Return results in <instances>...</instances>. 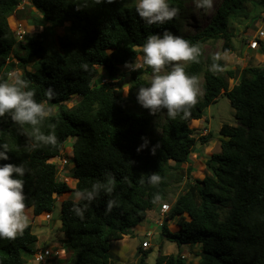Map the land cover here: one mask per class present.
Here are the masks:
<instances>
[{"label": "trees", "instance_id": "obj_1", "mask_svg": "<svg viewBox=\"0 0 264 264\" xmlns=\"http://www.w3.org/2000/svg\"><path fill=\"white\" fill-rule=\"evenodd\" d=\"M251 1L221 0L206 25L183 34L185 0H169L178 15L153 26L139 18L132 0L111 4L0 0V81L19 68V77L35 91L36 100L52 110L56 107L41 125L45 133L55 125V147H30L19 126L7 116L0 117V142L10 148V159L4 163H23L28 170L22 178L26 207L44 215L56 208L57 197L66 192L88 189L98 181L111 180L113 186L111 194L101 193L87 205L83 219L71 211L73 195L62 200L64 246L72 264H113L111 243L132 235L150 211L160 209L171 183L170 171L192 161L198 138L190 122L201 119L221 94L229 98L239 124L221 126V150L207 160L209 172L179 193L165 214L161 235L179 247L201 244L198 264H264V66L244 67L238 82L230 86L235 69H227L219 59L220 70L211 71L212 59L205 57L204 49L222 39L223 49L231 50L235 37L231 19ZM256 1L264 5V0ZM13 17L26 19L36 29L19 39L9 24ZM165 30L200 47L198 61L184 66L197 80L204 73V84L203 95L187 118L181 114L170 120L165 115L157 124L155 118L161 113L153 115L130 104L134 91L147 86L146 74L151 70L127 71L124 65L139 57L148 35ZM99 69L104 72L99 74ZM106 73L108 77H103ZM125 75L130 78L129 95L123 92ZM49 88L51 98L45 95ZM74 97L78 100L68 106ZM210 137L209 133L199 140L205 143ZM70 138H74L73 188L58 177L57 164L51 161L62 155ZM144 139L148 145L138 152ZM154 172L161 177L155 186L147 183V174ZM109 200L114 201L111 210H107ZM176 217L179 229L171 231L168 223ZM37 241L31 224L16 239L0 240V264H26L35 254ZM151 251L140 250L138 264H147ZM59 262L64 264L62 259ZM156 264L188 261L180 250L159 254Z\"/></svg>", "mask_w": 264, "mask_h": 264}, {"label": "clouds", "instance_id": "obj_2", "mask_svg": "<svg viewBox=\"0 0 264 264\" xmlns=\"http://www.w3.org/2000/svg\"><path fill=\"white\" fill-rule=\"evenodd\" d=\"M94 2L111 4L114 0H94ZM194 4L196 8L207 12L213 7V0H194ZM77 9L79 10L80 7L77 6ZM135 13L146 26L164 25L178 15V9L171 6L169 0H135ZM141 53L142 55L136 57L133 62H125L124 65L133 72L151 70L152 75L147 86L138 88L137 103L153 115L163 113L170 120H175L182 114L184 118H187L191 107L197 102L200 90L197 78L186 73L183 62L198 61L201 55L200 47L182 36L165 30L162 34L148 35L141 46ZM218 60V56L212 57L211 71L220 70ZM83 67L87 69L88 65L85 64ZM104 81L108 79L104 78ZM124 93L127 94L128 91ZM45 95L51 98L53 90L49 88ZM35 96V91L25 80L17 75H10L8 79L0 81V117L7 116L15 125H18L21 132L27 136L30 147L35 148L40 145L55 147L58 145L55 125H49L47 133L41 130L42 123L51 117L53 110L46 106L45 102H38ZM25 126L30 128V131H27ZM147 145L148 141L144 139L137 151L143 150ZM154 151L155 149L153 153ZM9 152V144L0 142V240L16 239L23 235L28 226L22 179L28 170L23 163H4L10 159ZM71 153L73 158V151ZM69 173L71 180L67 183L70 186L75 178L72 176L73 171L69 170ZM160 182L161 177L156 172L147 174L148 184L155 186ZM112 192L111 180L98 181L88 189L75 191L71 211L75 216L83 219L88 204L96 200L101 193L111 194ZM155 199L158 200L159 197ZM113 204L114 201L109 200L107 210H111Z\"/></svg>", "mask_w": 264, "mask_h": 264}, {"label": "rangeland", "instance_id": "obj_3", "mask_svg": "<svg viewBox=\"0 0 264 264\" xmlns=\"http://www.w3.org/2000/svg\"><path fill=\"white\" fill-rule=\"evenodd\" d=\"M27 2V0H24ZM135 3V0H132ZM221 0H213V7L205 12L202 9L195 7L194 0H185V9L181 15L182 23V33H195L198 28H202L207 24L209 18L215 13L216 8L220 4ZM21 6V5H20ZM10 26L16 31L19 39H23L19 36L18 32L23 33V36L27 33L33 32L36 27L27 22L26 19H20L19 17L9 18ZM231 29L234 30L235 37L233 38V47L229 51L223 49L224 41L218 40L215 42H210L205 46V57L212 59L213 56H218L219 59L225 64L227 69H235L236 75L229 79V85L232 86L238 82L241 70L246 66H264V38L261 39L262 43L257 49H249L246 42L243 44L242 40L251 39L260 30H264V5L258 3V1H251L244 11H240L231 19L230 23ZM40 29V28H39ZM61 30L58 29V32ZM142 53L139 55L141 56ZM15 61H17L15 59ZM186 64L187 62H183ZM209 66L207 64L205 69ZM125 68V67H124ZM102 74L104 71L99 69ZM125 70H129L125 68ZM21 69L17 68L12 71L10 75L19 76ZM151 73L146 74V79L150 81ZM103 77H108L107 73ZM108 79V78H106ZM130 78L129 75L122 77V83L124 85V91H128L130 94ZM198 86L200 94L197 98L199 100L203 95V84H204V73L198 77ZM224 92V90H222ZM137 90L134 91L131 101V106L137 105L136 100ZM77 97L69 100L67 102L68 106H73ZM135 106V107H137ZM56 107H53L55 110ZM166 112V110H164ZM165 114L161 113L155 118V123L160 124L164 118ZM238 125V120L236 118V111L232 107L229 98L225 94H221L216 102L211 103L205 110L204 116L196 121H191L190 125L194 128V135L198 138L197 143L194 147V153H192V161L183 164L176 170H171L169 173V180L171 183L166 190V200L169 204H172L179 193L186 188L187 184L194 183L196 178L202 179L206 173L209 172L207 166V160L210 155L214 152H219L221 150V138L223 136L220 134V128L223 124ZM211 134L208 142L203 143L199 140L202 135ZM74 138H70L66 142V148L63 154L71 153ZM72 154V153H71ZM57 162V160H53ZM174 165V161H170ZM60 166V165H59ZM58 166V169H59ZM189 166L191 170H189ZM68 171H73L75 168V162L73 158L69 159L67 165ZM59 173V170H58ZM60 177V174H58ZM68 176H71L68 174ZM69 194L59 196L56 202V208L50 213L51 218H46V215H35L32 207H26L25 211L28 216V224L32 225L34 232L38 235V241L35 243V248H44L49 246L51 250V255L46 258L44 264H59L60 260H64V264H72L71 256L68 251L64 249V239L65 233L63 229V223L61 218V204L62 200L66 198ZM164 216L161 215L160 209L155 212L150 211L147 218L139 225L143 227H148L150 235L145 233L137 235L132 233V235L125 236L122 239L113 241L111 243V259L113 264H138L139 258L141 257L140 250L151 248L152 251L148 254L147 264H156V260L159 254H169L177 253L182 251L184 256L188 261V264H198L199 256L197 253L201 250V244L197 245H183L179 247L175 242L169 241L165 236L161 235L162 223L164 221ZM177 217L170 220L168 226L171 231H177L179 229L177 224ZM162 223H160L161 221ZM155 227V228H154ZM49 240V242H47ZM149 242L148 247L143 246L144 241ZM62 247L65 252L58 251V255L62 258H57L59 256L54 255L58 248ZM144 247V248H142ZM142 248V249H140ZM26 264H40L37 263L33 257L29 258Z\"/></svg>", "mask_w": 264, "mask_h": 264}, {"label": "built area", "instance_id": "obj_4", "mask_svg": "<svg viewBox=\"0 0 264 264\" xmlns=\"http://www.w3.org/2000/svg\"><path fill=\"white\" fill-rule=\"evenodd\" d=\"M19 36L21 38H23V33H20L18 32ZM264 38V30L263 29H260L255 36H253L251 39H248L247 40V47L249 49H257L258 46L260 45V40ZM66 150H68L66 148ZM71 150V149H70ZM72 154L70 153H65L63 154L62 152V155H59V156H56L53 158V160H57V162H55L58 166H59V173L60 174V177L58 175V177L63 180V181H66V182H69L71 179H70V176H68L69 171H68V168H67V165L69 163V159L71 158ZM170 204L168 202H164L162 203L161 205V208H160V212H161V215H165V213L170 209ZM50 213H47L46 214V218H51L50 217ZM151 233H147V235H150ZM143 246L146 248L149 246V242L146 240L143 242ZM143 247V248H144ZM52 253H51V250L49 249V246H46L44 248H37L36 251H35V254H34V260L37 262V263H40V264H44L45 261H46V258L48 256H50Z\"/></svg>", "mask_w": 264, "mask_h": 264}, {"label": "crops", "instance_id": "obj_5", "mask_svg": "<svg viewBox=\"0 0 264 264\" xmlns=\"http://www.w3.org/2000/svg\"><path fill=\"white\" fill-rule=\"evenodd\" d=\"M74 184H75V182L72 183V184H70V187L73 188V187H74ZM67 193H68L69 195H68L66 198H69V197H71V196L73 195V194H72L73 192H66V193H64L63 195H65V194H67ZM63 195H61V196H63ZM66 198H64V199H66ZM64 199H63V200H64ZM153 212H155V211H153ZM160 221H161V220H160ZM161 222H162V221H161ZM161 222H160V223H161ZM154 228H155V227H154ZM148 229H149L148 227L146 228V227H143V226H137V227L135 228V230H134L133 233L136 234V235H137V232H138V234H143V233L147 234V233H149V232H148V231H149ZM47 242H49V240H47ZM63 250H64V249H63L62 247L58 248V250L55 251L54 255L57 254L56 256H59V255H58V251H59L60 254H61V252H62ZM63 252H65V250H64ZM57 258H62V256H61V257L59 256V257H57Z\"/></svg>", "mask_w": 264, "mask_h": 264}]
</instances>
